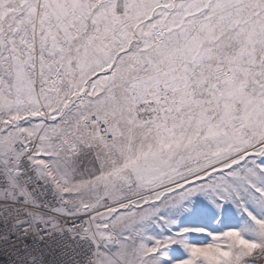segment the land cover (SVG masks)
<instances>
[{"label": "snow or ice", "instance_id": "snow-or-ice-1", "mask_svg": "<svg viewBox=\"0 0 264 264\" xmlns=\"http://www.w3.org/2000/svg\"><path fill=\"white\" fill-rule=\"evenodd\" d=\"M0 264H264V0H0Z\"/></svg>", "mask_w": 264, "mask_h": 264}]
</instances>
